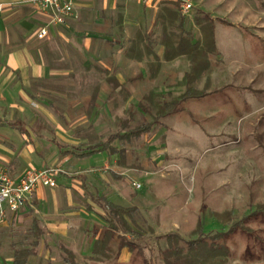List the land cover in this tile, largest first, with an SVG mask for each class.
Segmentation results:
<instances>
[{"label": "rangeland", "instance_id": "obj_1", "mask_svg": "<svg viewBox=\"0 0 264 264\" xmlns=\"http://www.w3.org/2000/svg\"><path fill=\"white\" fill-rule=\"evenodd\" d=\"M191 2L192 10L183 17L185 29L201 41L203 34L194 17L208 14L215 25L217 50L208 54L209 68L192 84L206 95L180 101L176 113L168 116L159 115L158 104L179 99L185 92L183 76L190 62L185 55L170 60L173 67L165 64L162 75L154 81L148 78L147 63L152 54L145 45L149 41L161 62L165 61L164 28L157 17L165 8L177 13L174 1L165 0L157 9H150L136 0H92L77 9L76 18L51 27L49 37L38 41L52 75L48 81L33 82L34 99L58 117L65 113L70 124L87 122L73 131L82 130L91 143H97L110 134L152 124L149 132L132 137L128 144L115 141L119 147L127 144L130 151L129 170L122 176L127 180L122 184L115 177V164L106 168L105 162L97 161L90 169L98 174V180L89 181L88 189L98 196L115 182L128 187L138 201L141 197L149 203L156 194L159 205L178 203L194 217L192 226L172 228L170 223L171 228L155 233L150 227L155 222L154 213L135 212L136 233L126 234L134 244L130 257L94 264H163V236L177 233L185 245L200 206L205 210L200 215L204 232L226 231L236 221L242 222L234 233L219 240L230 249L226 264H264V210L260 209L264 206V0ZM165 26L169 33L177 32V19ZM139 38V48L144 51L141 61L128 56L129 51L136 54ZM132 45L136 46L133 51ZM139 73L145 77L136 78ZM110 76L120 79L123 89L114 88ZM167 79L173 83L169 93ZM149 93L151 99L145 98ZM33 105L37 107L35 102ZM93 109L100 115L89 125L87 111ZM37 122L44 124L43 118ZM45 168L58 169L54 179L64 170L56 163L43 164L24 169L20 176ZM133 183L140 187L136 189ZM94 204L106 213L104 201ZM31 211L30 207L21 209L0 227V264H65L70 245L61 237L44 231L34 245L37 238L31 221L22 215ZM211 211L231 214L217 218ZM105 226L102 221L96 230L102 233ZM118 242L117 233L111 242L115 251ZM84 249L76 252L82 264L87 260ZM27 250L35 254L25 262L15 261V252Z\"/></svg>", "mask_w": 264, "mask_h": 264}, {"label": "crops", "instance_id": "obj_2", "mask_svg": "<svg viewBox=\"0 0 264 264\" xmlns=\"http://www.w3.org/2000/svg\"><path fill=\"white\" fill-rule=\"evenodd\" d=\"M91 1L82 0L77 9ZM43 22V15L35 12L28 0H0V169H5L12 178H18L24 169L31 166L56 163L64 167L62 173L55 176V186H36L32 204L24 207H30L34 211L29 214L24 212L23 219H35L43 234L46 231L49 236L61 237L70 245L69 251L75 255L77 264H82L76 258V252L80 251L81 247L85 248L86 264L107 262L92 259L93 243L105 230L104 228L102 233L101 229L96 230L102 225L105 216L94 204L99 199L104 201V204L111 202L122 207L134 206L136 212L141 215L152 211L155 222L150 227L155 233L171 228L170 223L174 225L172 228L187 224L192 226L194 217L190 218L184 208L178 203L159 205L156 194L147 203L141 197L138 201L136 195L131 196L128 187L115 182H110L112 185L109 188L100 190L98 196L95 191L88 189L86 184L89 181L98 180V174L90 169L97 161L105 162L106 168L107 164H115L118 175H121L115 177L119 178L122 184L127 180L122 176L129 170L127 165L131 159L128 140H115L127 143L120 147L113 141L111 146L116 152L104 150L90 153V148L103 140L91 143L85 132L73 131V128L78 126L85 127L83 125L86 121L78 120L77 126L70 124L65 113L58 117L55 112L34 99L33 82L48 81L52 75L38 45V41L43 39H37L35 36V30ZM167 63L173 67L172 61H162L158 73L153 78H150L147 68L148 78L156 81ZM137 75L145 77L144 73ZM116 79L119 84H123L120 79ZM171 84L173 83L169 80L166 82L167 93L172 92ZM33 102L37 107H41H34ZM87 113L91 118L89 125L94 124V120L100 115L97 109ZM39 118L44 120L41 126L37 122ZM126 131L125 129L120 134ZM94 157L97 159L91 160ZM173 195L175 197V194ZM124 200H127V203H124L126 205L123 204ZM141 200L142 204L139 203ZM201 208L200 206L196 223L200 218ZM128 257L130 251L122 248L115 259L119 262Z\"/></svg>", "mask_w": 264, "mask_h": 264}, {"label": "trees", "instance_id": "obj_3", "mask_svg": "<svg viewBox=\"0 0 264 264\" xmlns=\"http://www.w3.org/2000/svg\"><path fill=\"white\" fill-rule=\"evenodd\" d=\"M159 22L163 26L164 33L162 35L163 60L170 61L178 56L185 55L189 62L190 67L188 72L183 76L186 90L179 96V99H175L171 102L164 101L158 104L159 115L168 116L176 113L180 101H185L193 98H202L206 95L204 90H196L192 84L197 79L202 77L204 72L209 68L210 62L208 54L217 50L216 38H215V25L211 17L206 14H197L194 17V23L200 27L203 34L202 40H194L191 32L187 31L184 27V18L178 12H174L171 9L165 8L164 12L159 14ZM173 19H177V32L169 33L165 28L166 23L170 24ZM137 52L134 55L129 51L128 56L131 59L141 61L144 55V51L139 48L142 39H138ZM146 49L152 54V60L147 63V68L150 72V78L156 76L159 71L161 59L151 49L149 41L145 45ZM135 45H132L130 50H134ZM136 78H142V75H137ZM110 80L113 81L114 88H122L117 79L114 76H110ZM152 93V92H151ZM149 93L145 96L147 99H151L152 94ZM124 125L128 126V122L124 121ZM151 123H143L135 126L131 130H127L123 134L116 133L110 134L106 139L99 144L92 146L89 150L92 152H99L109 150L116 152L117 150L111 146V143L115 140H130L132 137H138L143 133L149 132L151 129ZM106 213L104 218L105 230L101 237L96 239L93 243L92 259L97 261H108L118 256L119 251L122 248H127L129 251L134 250V244L127 238L126 234L135 235L133 214L136 212L134 206L122 207L115 205L111 202H105ZM264 210V206L260 207ZM205 210L201 208V215ZM231 212H214L211 211L210 215L217 218H224ZM241 221H236L226 231L216 232H204L203 222L201 217L198 219L196 226L189 232L190 239L185 241V245H182L183 238L177 233H169L163 236L166 244V248L163 251V264H226L230 256V249L224 242H219L225 236L234 233L236 229L241 225ZM32 229L36 234V240L34 245H38L39 239L43 235V231L37 226V221L32 219ZM244 228V227H243ZM118 233V250H113L111 242ZM22 253V257L21 254ZM69 258H65V263L77 264L74 260L72 252ZM35 254L33 250H27L24 252H15V261H23Z\"/></svg>", "mask_w": 264, "mask_h": 264}, {"label": "built area", "instance_id": "obj_4", "mask_svg": "<svg viewBox=\"0 0 264 264\" xmlns=\"http://www.w3.org/2000/svg\"><path fill=\"white\" fill-rule=\"evenodd\" d=\"M82 0H28L33 10L44 17V22L35 30L37 39L49 36L51 27L64 25L68 20L76 18L77 6ZM145 8L157 9L165 0H136ZM177 5L181 16H187L193 8L191 0H169ZM55 168L28 170L19 178H12L5 169H0V227L24 207L31 205L36 186L41 183L55 186ZM136 188L139 183H133Z\"/></svg>", "mask_w": 264, "mask_h": 264}]
</instances>
